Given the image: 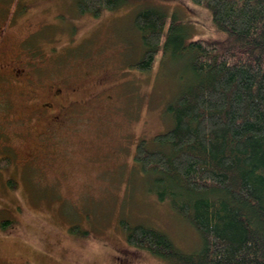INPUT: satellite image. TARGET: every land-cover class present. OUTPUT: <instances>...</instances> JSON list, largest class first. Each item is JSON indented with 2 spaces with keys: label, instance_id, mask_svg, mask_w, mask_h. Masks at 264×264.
<instances>
[{
  "label": "rangeland",
  "instance_id": "obj_1",
  "mask_svg": "<svg viewBox=\"0 0 264 264\" xmlns=\"http://www.w3.org/2000/svg\"><path fill=\"white\" fill-rule=\"evenodd\" d=\"M76 3L0 0V160L11 157L0 162V264H169L130 246L119 220L155 225L187 252L200 244L133 158L142 137L172 125L165 109L188 67L168 52L137 69L133 19L158 4L188 34L211 37V12L191 0H127L95 16Z\"/></svg>",
  "mask_w": 264,
  "mask_h": 264
},
{
  "label": "trees",
  "instance_id": "obj_2",
  "mask_svg": "<svg viewBox=\"0 0 264 264\" xmlns=\"http://www.w3.org/2000/svg\"><path fill=\"white\" fill-rule=\"evenodd\" d=\"M126 1L76 5L98 16ZM191 1L211 12L215 35L193 37L158 4L135 13L143 50L133 65L147 71L170 52L188 69L165 109L172 125L150 143L142 137L133 158L147 190L199 232L200 244L187 252L155 225L119 224L130 246L169 264H264V0ZM0 162L10 165V155Z\"/></svg>",
  "mask_w": 264,
  "mask_h": 264
},
{
  "label": "flooded vegetation",
  "instance_id": "obj_3",
  "mask_svg": "<svg viewBox=\"0 0 264 264\" xmlns=\"http://www.w3.org/2000/svg\"><path fill=\"white\" fill-rule=\"evenodd\" d=\"M16 73H17V72H16ZM17 74H19V73H17ZM60 90H61V88H60ZM60 90H59V89H56L55 92H54V94H57V95H58V94L60 93ZM50 106H53V105H52L51 102H48V103H46V107H45V108H47V107L50 108ZM58 112H59V111H58ZM53 117H54V118H58L57 115H54ZM58 119H59V118H58ZM60 119H61V118H60ZM60 119H59V120H60Z\"/></svg>",
  "mask_w": 264,
  "mask_h": 264
}]
</instances>
